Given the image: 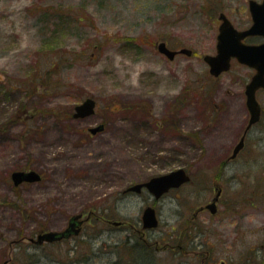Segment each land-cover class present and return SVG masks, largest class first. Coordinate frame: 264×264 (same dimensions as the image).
<instances>
[{
    "label": "rangeland",
    "instance_id": "rangeland-1",
    "mask_svg": "<svg viewBox=\"0 0 264 264\" xmlns=\"http://www.w3.org/2000/svg\"><path fill=\"white\" fill-rule=\"evenodd\" d=\"M239 2L0 0V264H66L67 258L115 264L127 232L96 218L70 243L34 247L23 238L63 229L71 215L98 212L104 201L114 205L127 185L185 163L192 182L158 204L161 223L153 235L173 236L171 246L154 245L153 263H201L200 248L189 247L186 227L175 224L185 209L192 214L191 206L212 198L220 179L233 206L212 218L214 234L197 239L209 242L207 261L264 264V119L220 170L248 123L245 85L254 70L234 63L215 78L204 60L216 53L211 16L226 10L240 28L248 25L247 12L233 15ZM160 41L193 54L169 59L158 50ZM44 78L56 89L43 92ZM180 96L186 140L162 133L147 110L134 109L150 103L151 114L162 119ZM257 96L264 108V89ZM87 97L97 100L96 113L73 118ZM12 116L21 119L6 127ZM101 122L105 130L92 134L89 128ZM195 133L200 140L192 139ZM31 168L43 179L15 186L11 173ZM124 198L119 207L136 219L143 203L154 200L147 190ZM122 262L134 264L129 257Z\"/></svg>",
    "mask_w": 264,
    "mask_h": 264
},
{
    "label": "flooded vegetation",
    "instance_id": "flooded-vegetation-1",
    "mask_svg": "<svg viewBox=\"0 0 264 264\" xmlns=\"http://www.w3.org/2000/svg\"><path fill=\"white\" fill-rule=\"evenodd\" d=\"M246 1L247 2L243 3L240 0L239 3H237V4L234 3L235 7L233 9V11H234L233 15H236V16L240 12H243V13L247 12L248 25L246 27L240 28L235 23V18L234 17L232 18L226 10H221L218 17H212V16L210 17L212 22L214 24L218 25V33L216 35V53H213L212 55L218 54V41H219L220 27L223 24L225 17L229 19L231 24L238 31L247 30L254 24V16H253L252 8H251V1H256L257 3H263L264 0H246ZM229 5H231V4H229ZM222 15H224L225 17L224 16L222 17ZM241 42L246 44V45H261L264 43V34L247 35L241 39ZM171 49L179 50V49H174V48H171ZM180 54H183V53H177L175 55V57H177ZM230 62H231V65H230L229 70H227L223 73H230L234 63H240L243 65H246V64L242 63L236 56H232ZM246 66H248V65H246ZM249 67L254 70V73L252 74V76L249 80V82H250L253 75L256 73V69L251 67V66H249ZM223 73H221V74H223ZM221 74L218 76H215L212 74L211 75L215 78H218L221 76ZM247 84L245 85V91H246ZM262 89H264V88H259L257 90V95H258V92L261 91ZM257 98H258V96H257ZM259 102H260V100H259ZM182 103H183L182 96H180L179 101L175 100V101H173V103L170 104L169 109L166 111V113L164 114V117L162 119H157L154 117L153 114H151V109H150L151 104L150 103H149V107H145L142 104L137 103L135 105L134 109L135 110H147L149 113V114H147V119L149 120V122L151 124L158 126L159 130L162 133H164V132L171 133L174 136H179L181 139L186 140L188 137L187 130L183 128L184 123L182 122V120L178 119V114L180 115V117L182 116V105H183ZM246 106H247V103H246ZM221 109L222 108L218 107V112ZM247 112H248V123H247V125H248L249 120H250V116H251L248 106H247ZM76 119L84 120L85 118H76ZM263 119H264V108L261 104L260 119L258 122L254 123L253 125L260 123ZM101 123H103V122H101ZM247 125L245 126L244 132L240 138V140H241L243 135L245 134L243 148L237 153V155L235 157H232V154L234 153L235 146L238 144V142L240 141L239 140L236 143V145L234 146L231 155L225 156V158L222 160V162H221L222 166L220 168L221 171L224 170V168L226 167V164H228L229 161L235 159L244 149L245 144H246L247 133L250 129L249 128L245 133ZM105 128H106V124H105ZM105 128H104V130H105ZM199 138H200V135L197 133H195V135L192 136V139L196 140V141L200 140ZM181 155L184 158H186V156H187L186 153H182ZM184 165H186V163ZM184 165H179L178 167L173 168V169L168 171V172H170V171L177 169L179 167H183L191 175V180L187 183L182 184L180 187H182L183 185L191 183L192 179H193L192 173ZM165 173H167V172H165ZM162 174H164V173H162ZM152 177L153 176L146 178V179H143V180H137V181L127 185L122 190L121 197L117 198L116 203L114 205L111 204V202L104 201L103 204L100 206L101 208L98 212L95 209L90 208L88 211H82L80 213L71 215L68 218L67 226L64 227L63 229L61 228L58 230V231H64L67 228H69V226H70V231H69L68 235L63 236L60 239H56L54 241H42V242L39 241L38 240L39 234L43 231H48V230H40L38 233L29 234L28 236H25L23 239H24V241L27 242V244L29 246H34V247H40V246H44L46 244H61L64 242L70 243L76 236L80 235L83 232L84 226L87 222H90V221H92L93 218H96L97 220L102 221L107 225L108 224L115 225L116 227L120 228L122 233L124 231L127 232V237H125L124 239L121 238V241L119 242V245L120 244L121 245H120V249L118 251V256H117L118 260H117V262H115V264H123L122 260L125 257H129V259L134 264H154L153 263L154 262V245L155 244L159 245L161 243V240H163V242H165L166 245H170L171 243H169V241L172 239V236H173V233L169 234L168 231H165L164 235L160 236V237H156L155 233L153 235V232L160 228V223H161L162 206H159L158 204L161 202V200L164 196H166L168 193H170L173 190L179 189L180 187L170 189V191L168 193L164 194L160 198H156L155 195L149 191L147 186H142L140 191H134V190L130 189V187L133 186L134 184L145 183V182L149 181ZM219 180L220 179H218L217 182H215V184H214V196L212 198L208 199L207 201L200 203L197 206H194V205L191 206L190 212L192 214H186L187 210L185 209V211H183L185 214H183L181 212L180 218H179V220L176 221L177 224H175V225L181 226V228L186 227V232L184 233L183 240L189 244V247H191L192 249L195 248L194 246L200 248L196 252L197 256L201 259L200 264H209V262L207 261V257H208L210 250L207 249L209 242L207 241L206 238H205V240H203V238H201L200 241L197 239H199L201 236L202 237L208 236L209 232L214 234L213 226L216 224V222L212 221V218H214V217L218 218L217 216L222 211V209L225 211H230V210H232L231 207L233 206L231 197L228 196L226 193V188H227L226 185L221 183V181H219ZM144 190H147L154 197V200L151 203H147V201H145L143 203L141 209H139L137 219L133 218V215L131 214V212H128V211L122 212V209L119 207L120 204L118 202L126 201L127 199H125L124 196H129V195H133V194H141ZM211 203L215 204L214 211L211 209V207H209V205ZM184 206H186V205L184 204ZM147 207H153L155 209V213H156L158 220H159V224L156 227H145L144 226V214H145V210L147 209ZM78 214H81V216L76 220L77 224L71 225V218L74 215H78ZM201 217H203L204 219H202ZM181 219H184V221L181 222ZM78 229H79V231H78ZM179 229L180 228H177L176 226H173L171 228L172 232L173 231H179ZM174 237H175V234H174ZM180 247L183 248L182 245H180ZM123 251H125V252H123ZM60 260H61L60 264H64L63 260L62 259H60ZM8 263H9V260L4 262V264H8ZM67 263L68 264H75V260L67 258ZM220 264H226V262L222 261V262H220Z\"/></svg>",
    "mask_w": 264,
    "mask_h": 264
},
{
    "label": "water",
    "instance_id": "water-1",
    "mask_svg": "<svg viewBox=\"0 0 264 264\" xmlns=\"http://www.w3.org/2000/svg\"><path fill=\"white\" fill-rule=\"evenodd\" d=\"M251 8L254 16V24L247 30L238 31L224 15V22L220 27L219 41H218V54L205 55L204 59L209 64L210 72L212 75L218 76L221 73L229 70L231 65V57L236 56L242 63L251 66L256 69V73L253 75L251 81L246 86V103L250 111L249 124L246 127V131L251 126L258 122L261 115V103L257 98V90L264 88V43L261 45H246L241 42V39L250 34H264V1L263 3H257L251 1ZM158 50L165 54L170 59H174L177 53H184L192 55V49L183 47L180 50L171 49L165 41H161L158 44ZM97 100L93 97L85 98L81 103L77 104L74 108L73 116L75 118H85L93 115L96 112ZM105 128L104 123L97 124L89 128L92 134L102 132ZM244 137L235 146L232 157H235L237 153L244 146ZM11 178L15 186L21 185L25 182H38L42 179L39 171L35 169L30 170H14L11 173ZM191 180V175L183 167H179L170 172L153 176L149 181L145 183H137L130 187L131 190L140 191L142 186H147L149 191L155 195L156 198H160L164 194L168 193L172 188H178L182 184ZM214 203H211L209 207L214 211ZM81 214L74 215L71 218V225L77 224L76 220ZM159 224L158 217L153 207H147L144 214V226L156 227ZM70 226L64 231L48 230L39 234V241H54L60 239L63 236L68 235ZM79 231V229H78Z\"/></svg>",
    "mask_w": 264,
    "mask_h": 264
},
{
    "label": "trees",
    "instance_id": "trees-1",
    "mask_svg": "<svg viewBox=\"0 0 264 264\" xmlns=\"http://www.w3.org/2000/svg\"><path fill=\"white\" fill-rule=\"evenodd\" d=\"M42 85H43V87H44V89H43V92H45V93H50L51 91H52V89L54 90V89H56V86H53V85H51L50 84V82H49V80L47 79V78H44L43 80H42ZM12 91V88H10V89H7V90H5V92H11ZM58 114L59 113H56L55 114V116H57V117H59L58 116ZM65 117H66V119H67V117L68 118H71L70 117V113L68 112L66 115H64ZM72 117H73V113H72ZM30 118V117H29ZM21 118L19 117V118H17V116H12V117H10V120L8 121V123L6 124V127L7 126H9V125H11L14 121H19ZM28 168V167H27Z\"/></svg>",
    "mask_w": 264,
    "mask_h": 264
}]
</instances>
